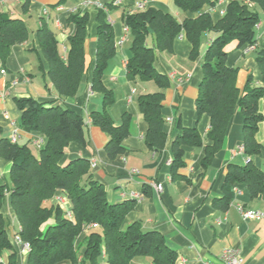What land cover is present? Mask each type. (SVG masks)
<instances>
[{
	"label": "trees",
	"instance_id": "trees-1",
	"mask_svg": "<svg viewBox=\"0 0 264 264\" xmlns=\"http://www.w3.org/2000/svg\"><path fill=\"white\" fill-rule=\"evenodd\" d=\"M34 1L22 0L23 14L30 11ZM53 1L52 6L57 7L67 0ZM226 1L225 13L218 21L202 10L205 6L216 7L219 0H175L179 10L196 14L182 22L153 7L124 15V24L131 37L127 78L154 81L159 88L157 92L138 97L141 114L148 125L145 143L156 152L167 143L162 108L164 91L170 86L169 78L155 68L158 53L172 52L175 40L184 36L192 44L190 57L195 60L201 55L206 36L211 32L217 34L209 41L203 56V78L195 102L198 119L202 115L209 117V130L203 138L197 127L186 128L179 123L182 132L172 143L171 170L175 178L186 167V147H204L202 166L207 170L221 150L234 112L239 109L244 119L243 146L248 160L244 165L232 163L228 167L224 196L215 201L224 210L233 199L236 185H246L252 197L264 194V170L254 163V158L264 150L256 140L259 123L264 119L260 111L264 85H253L249 77L241 90L237 86L238 68L227 64V47L231 43H236L237 48L257 43V26L261 13L264 14V0ZM68 22L74 24L75 32L68 38L70 46L65 57L46 22L36 30L41 51L39 69L55 87L58 99L41 102L30 96L15 100L21 111L19 128L43 137L39 152H34L30 140L13 143L9 138H0V156L11 163L9 182L0 185V264H17L18 258L3 212L7 197L20 226L16 236L23 246L28 245L27 264H130L139 257H147L153 264H176L178 255L160 232L144 230L139 221L126 222L136 200L110 202L104 185L93 174L90 160L66 159L71 143L87 144V121L59 101L77 94L88 71L85 41L89 16L76 11L69 15ZM97 24L91 88L102 96L104 111L91 113L90 119L92 125L109 137L105 151L110 158H115L125 151L123 142L130 134L131 116L125 115L122 123L115 125L109 113L115 96L103 84V76L117 54L115 32L104 9L98 11ZM30 35L23 18L0 13V60L4 62L11 49L27 42ZM255 59L264 78V50L257 51ZM205 141L210 143L205 144ZM58 193L69 202L71 219L66 217L59 203L51 202ZM50 220L54 223H49ZM93 224L98 227L94 228ZM85 231L88 234L81 254L76 242Z\"/></svg>",
	"mask_w": 264,
	"mask_h": 264
},
{
	"label": "crops",
	"instance_id": "crops-1",
	"mask_svg": "<svg viewBox=\"0 0 264 264\" xmlns=\"http://www.w3.org/2000/svg\"><path fill=\"white\" fill-rule=\"evenodd\" d=\"M53 3V0H36L30 11L23 14L22 0H0V13L23 18L31 31L27 42L14 46L7 59L4 62L0 60V138L10 139L15 131V124L19 133L18 142L30 140L34 152H39L40 147L35 143L43 137L19 128L21 111L15 101L17 98L31 96L45 102L59 97L55 87L39 69L41 51L36 30L46 22L55 33L60 53L65 57L70 46L68 38L75 32V26L68 22V17L76 11L87 13L89 22L85 53L88 71L77 94L59 101L87 121V144L82 146L71 143L66 159L86 158L95 164L92 167L93 174L104 185L110 202L136 200L126 222L139 221L144 230L160 232L167 245L178 255L176 264H221L222 254L227 249H237L243 264H264V194L252 197L246 185H236L228 209L224 210L215 204V201L224 196L223 185L229 165H244L248 160L244 153L238 152L244 142V119L239 109L234 112L223 146L210 167L204 170L202 166L204 147H186V167L179 171V177H172V143L182 132L179 123L186 128L197 127L203 138L210 127L207 115L198 119L195 102L203 78V56L209 41L217 34L211 32L206 36L201 55L195 60L190 57L192 44L184 36L175 40L172 52L158 53L155 68L169 78L170 86L164 91L162 108L167 143L162 150L156 152L150 150L145 143L148 125L141 114L138 97L157 92L159 88L154 81H133L127 78L126 66L131 37L125 31L124 15L153 7L172 14L182 22L196 14L179 10L175 0H67L57 7L52 6ZM141 3L143 8L138 7ZM226 3L227 1L218 2L214 8L205 6L202 11L209 12L213 20L218 21L225 13ZM60 7L63 9H59ZM99 9L108 13V20L115 32L117 49L116 56L110 61L103 76V84L115 96L109 113L115 125H120L125 115L131 116L130 134L123 142L125 151L115 158H110L105 151L109 137L99 127L92 125L90 119L91 113L104 111L102 96L91 88L96 60ZM257 39L254 46L237 48L236 43H231L227 47V64L238 68L237 86L241 90L249 77L252 78L253 85H264L263 75L255 59L257 51L264 50L263 13L257 28ZM42 60L47 68L46 61ZM3 69L5 74L1 73ZM260 111L264 115L263 100ZM167 119H172V122L167 123ZM256 140L264 146V119L259 123ZM209 143L205 141V144ZM254 163L264 170V150L254 158ZM10 170L11 163L0 156V185L9 182ZM157 184L162 185L161 191L157 190ZM132 193L139 195V198H132ZM59 198H62L60 206L63 210L71 209L62 193H58L51 202L58 204ZM242 208L261 211L263 216L260 219L243 220ZM3 212L9 223L10 238L18 252L17 264H27L28 250L15 240L20 226L9 197L6 198ZM49 223H54V220ZM87 234V231L83 232L76 242L81 254L85 249ZM130 264L153 263L147 257H139Z\"/></svg>",
	"mask_w": 264,
	"mask_h": 264
},
{
	"label": "built area",
	"instance_id": "built-area-1",
	"mask_svg": "<svg viewBox=\"0 0 264 264\" xmlns=\"http://www.w3.org/2000/svg\"><path fill=\"white\" fill-rule=\"evenodd\" d=\"M226 0H219V3L221 2H225ZM143 4H139L138 7L139 8H143ZM59 9H63V7H60ZM258 28V26H257ZM125 31L129 32L128 27H125ZM5 70H1L2 74H5ZM167 123H171L172 119H167L166 120ZM15 126V131L13 132L12 136L10 137L11 142L16 143L19 139V133H18V127ZM43 143V139H39L36 141V144L38 145V147H40ZM264 144V141H263ZM239 153H244L243 147H240L238 150ZM95 166V164H92V167ZM133 172H135V170H133ZM156 188L158 191L162 190V185L157 184ZM132 198H139V195H137L136 193H132L131 194ZM59 204L62 202V198L58 199ZM65 215L68 218H72V211L70 208L65 209ZM241 215L243 220H252V219H260L262 218L263 214L261 211H257V210H250V209H241ZM94 228L98 227V224H93L92 225ZM15 240L19 243H21V240L19 237H15ZM24 248L28 250V245H24ZM221 264H243V259L240 256L239 252L237 251V249H227L224 251V253L222 254V263Z\"/></svg>",
	"mask_w": 264,
	"mask_h": 264
},
{
	"label": "rangeland",
	"instance_id": "rangeland-1",
	"mask_svg": "<svg viewBox=\"0 0 264 264\" xmlns=\"http://www.w3.org/2000/svg\"><path fill=\"white\" fill-rule=\"evenodd\" d=\"M181 37H182V36H180L179 38H181ZM18 141H19V139H18ZM18 141H17V142H18ZM35 144H36V143H35ZM36 145H37V144H36ZM37 146H38V145H37ZM240 147H243V150H244V146H243V145L240 146ZM240 147H239V148H240ZM92 164H93V163H92Z\"/></svg>",
	"mask_w": 264,
	"mask_h": 264
}]
</instances>
